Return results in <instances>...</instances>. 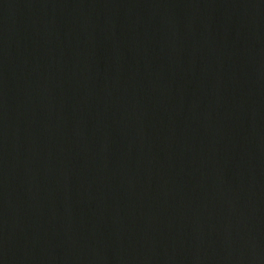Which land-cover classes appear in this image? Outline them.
Segmentation results:
<instances>
[{
    "label": "water",
    "instance_id": "obj_1",
    "mask_svg": "<svg viewBox=\"0 0 264 264\" xmlns=\"http://www.w3.org/2000/svg\"><path fill=\"white\" fill-rule=\"evenodd\" d=\"M0 264H264V0H0Z\"/></svg>",
    "mask_w": 264,
    "mask_h": 264
}]
</instances>
